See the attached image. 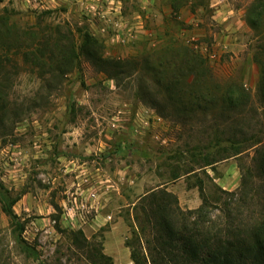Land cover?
I'll list each match as a JSON object with an SVG mask.
<instances>
[{"label":"rangeland","instance_id":"374dc122","mask_svg":"<svg viewBox=\"0 0 264 264\" xmlns=\"http://www.w3.org/2000/svg\"><path fill=\"white\" fill-rule=\"evenodd\" d=\"M99 1L0 0V15L21 34L32 28L52 43L58 36L64 44L79 42L86 29L109 59L196 46L220 85L239 84L251 96L235 113L246 133L239 135L242 152L228 149V129L237 123L221 115L222 103L205 113L178 112L147 77L158 102L139 92L136 78L119 82L82 58L46 85L36 67L11 52L17 60L6 82L11 113L0 124V264H135L131 252H147L150 232L148 226L141 233L140 199L159 186L178 197L185 213L205 196L200 227L215 233L230 219L252 225L263 211L264 175L252 147L264 139V10L260 24L249 22L257 0H224L223 15L215 0H116L117 13ZM147 110L166 124L145 126ZM215 141L219 146L210 148ZM249 174L247 191L242 180ZM8 204L39 258L23 249Z\"/></svg>","mask_w":264,"mask_h":264},{"label":"trees","instance_id":"16d2710c","mask_svg":"<svg viewBox=\"0 0 264 264\" xmlns=\"http://www.w3.org/2000/svg\"><path fill=\"white\" fill-rule=\"evenodd\" d=\"M256 4V17L249 19L252 28L260 24L264 0H257ZM16 25L9 22L7 15H0V124H3L4 118L11 113L6 83L10 78L8 66L17 67V60H12L11 52L19 55L21 60L30 64L33 69L36 67L39 78L46 82V85L49 84V77H61L82 58L119 82L136 78L139 92L158 102L151 85L147 83L148 78L152 86L163 92L167 102L178 112L199 110L205 113L209 108L217 107L218 104L221 106L222 103L226 114L221 115L226 120L231 119L237 123L232 129H228V149L233 150L231 155L242 152L239 135L246 133L240 127L241 123L237 122L239 118H235V113L240 115L245 111L251 96L239 84L220 85L215 80L207 59L194 47L188 44L178 48L161 47L141 57L116 60L103 56L102 43L86 29L81 30L79 42L72 37L64 44V38L58 36L52 43L44 32L40 33L32 28H27L24 34H21ZM29 38L32 42L25 43ZM260 84L261 100L264 103L262 61ZM218 146L219 143L215 141L209 147ZM252 147H255L257 166L264 175V139H256ZM215 161L213 159L208 164ZM179 177L180 174H174L173 180ZM251 178L250 174L243 176L242 187L247 191ZM140 200L145 211V219L140 221L141 233L145 235L148 226L150 232L149 237L145 239L147 252L142 253L134 248L131 252L135 264H264V207L260 218L252 225L245 223L244 219L237 223L230 219L224 231L217 227L215 233L212 228L208 230L209 226L204 228L207 231L200 227L202 213L208 203L205 196L197 210H188L187 213L180 207L178 197L163 186L153 189ZM5 212L18 226V239L25 244L23 249L39 258L36 249L29 247L22 239L23 227L17 221L18 217L10 204L5 207ZM194 215H197L196 219L191 221ZM203 222L205 226L207 221L204 219Z\"/></svg>","mask_w":264,"mask_h":264},{"label":"built area","instance_id":"2783aa9c","mask_svg":"<svg viewBox=\"0 0 264 264\" xmlns=\"http://www.w3.org/2000/svg\"><path fill=\"white\" fill-rule=\"evenodd\" d=\"M106 5H109L108 8H113L115 9V12H118V2L116 0H100L99 3H97V6L104 7ZM100 12H106V10L104 11V9L102 8L100 10ZM195 49H197L196 46H192ZM211 54V55H210ZM209 55L211 57H215L216 53L215 52H210ZM145 126H160V125H165L166 124V120L158 113H156L154 110H147L145 113Z\"/></svg>","mask_w":264,"mask_h":264},{"label":"crops","instance_id":"0c3cea01","mask_svg":"<svg viewBox=\"0 0 264 264\" xmlns=\"http://www.w3.org/2000/svg\"><path fill=\"white\" fill-rule=\"evenodd\" d=\"M216 2L214 3L217 7L218 6H220L221 8H219L218 7V9L219 10H217L218 12L220 11L221 13L220 14H218V15H223L225 12H227L226 10H225V4L223 3L222 4V2L224 1V0H215ZM221 4V5H220ZM222 11L224 12V13H222ZM226 14V13H225ZM224 17V16H223ZM225 18V17H224ZM217 182H218V184H219V186L220 187H222V188H226V185L223 183V182H225V180H222L221 178H218V179H215Z\"/></svg>","mask_w":264,"mask_h":264}]
</instances>
